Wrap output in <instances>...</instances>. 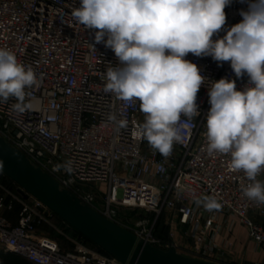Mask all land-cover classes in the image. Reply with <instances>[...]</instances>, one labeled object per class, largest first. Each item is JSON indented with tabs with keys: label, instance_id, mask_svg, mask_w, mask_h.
Masks as SVG:
<instances>
[{
	"label": "built area",
	"instance_id": "1",
	"mask_svg": "<svg viewBox=\"0 0 264 264\" xmlns=\"http://www.w3.org/2000/svg\"><path fill=\"white\" fill-rule=\"evenodd\" d=\"M79 6L80 0H0V48L15 53L38 77L43 74L39 86L26 89L25 103L31 109L16 112L15 98L0 103V137L60 188L154 246L176 247L184 255L220 264L224 249L233 246L228 239L222 245L216 241L225 223L230 232L237 224L245 226L250 239L264 249V222L257 219L264 218V204L243 191L252 181L243 171L230 170V154L209 155L206 138L211 84L227 78L243 90L251 86L248 76L237 78L230 62L219 66L211 56L189 53L186 59L205 77L196 100L199 115L191 120L181 116V123H187L183 142L174 143L171 155L164 157L139 135L145 122L139 103L104 92L107 69L120 62L104 43H95L94 30L72 16ZM247 8V3L233 0L225 8V30L213 39L241 22L239 13ZM110 114L126 119L127 127L117 132ZM69 163L71 171L65 167ZM3 176L0 171V245L7 252L32 264H123L67 223V237L74 242L70 250L40 233L38 227L55 214L33 196L25 199L19 187L16 194L5 190ZM257 180L264 181V171ZM205 197L215 199L220 208L206 210ZM16 203L21 208L15 223L7 213ZM123 210L144 211L149 217L125 220L120 217ZM166 213L171 227L189 228L192 249L181 252L174 240L156 235Z\"/></svg>",
	"mask_w": 264,
	"mask_h": 264
},
{
	"label": "clouds",
	"instance_id": "2",
	"mask_svg": "<svg viewBox=\"0 0 264 264\" xmlns=\"http://www.w3.org/2000/svg\"><path fill=\"white\" fill-rule=\"evenodd\" d=\"M233 0H80L72 16L94 30L95 43H104L120 62L106 71L104 92L127 103H139L145 122L139 135L162 156L171 155L174 143L183 142L187 123L199 115L196 103L205 82L198 66L186 59L211 56L222 66L230 62L237 78L248 76L251 86L237 90L235 80L221 78L211 84L206 117L208 153L230 154V170L243 171L252 181L243 189L251 200L264 204V0L247 3L241 22L225 30V8ZM106 38V39H105ZM31 66L19 62L11 50L0 48V103L15 98L12 108L24 113L26 89L39 86ZM109 120L116 131L126 119ZM71 171L70 163L65 165ZM201 201H197L200 204ZM206 210L219 209L205 197Z\"/></svg>",
	"mask_w": 264,
	"mask_h": 264
},
{
	"label": "water",
	"instance_id": "3",
	"mask_svg": "<svg viewBox=\"0 0 264 264\" xmlns=\"http://www.w3.org/2000/svg\"><path fill=\"white\" fill-rule=\"evenodd\" d=\"M0 171L19 187L25 199L37 198L61 220L123 264H217L184 255L176 247L164 250L139 239L130 229L60 188L51 175L1 137Z\"/></svg>",
	"mask_w": 264,
	"mask_h": 264
},
{
	"label": "crops",
	"instance_id": "4",
	"mask_svg": "<svg viewBox=\"0 0 264 264\" xmlns=\"http://www.w3.org/2000/svg\"><path fill=\"white\" fill-rule=\"evenodd\" d=\"M18 188V187H17ZM19 207H15L13 211L7 213L11 221H18ZM228 218H224V221ZM259 221L264 222V218H257ZM184 236L181 238L179 235L180 244L184 250H189L194 247V241L187 234L188 227H182L181 231ZM224 239H228L233 243L231 248H225V259L220 264H264V249H261L257 244L252 241L248 235V230L245 226L237 224L231 232L228 231L224 223L221 235L216 238L217 243L222 245ZM0 264H32L25 257L9 253L5 248L0 245Z\"/></svg>",
	"mask_w": 264,
	"mask_h": 264
},
{
	"label": "rangeland",
	"instance_id": "5",
	"mask_svg": "<svg viewBox=\"0 0 264 264\" xmlns=\"http://www.w3.org/2000/svg\"><path fill=\"white\" fill-rule=\"evenodd\" d=\"M2 187L12 192L13 194L17 193V185L10 179H8L6 176H3L1 179ZM16 207L21 208V205L16 203ZM149 217L148 214H146L144 211H133V210H123L120 213V217L125 220H132L133 222L139 217ZM170 215L168 213L164 214L161 218V224L158 228V236L162 238L163 240H174L179 246L180 251L184 252V248L180 244V238L179 235L181 234L184 236V234L181 232L182 227L181 226H174L171 227L168 222L170 223ZM40 233L46 234L47 236H50L54 239H56L60 246L63 249L70 250L72 247H74V242L71 241L67 236L68 231L66 230L65 226L63 224H60V221L58 218L54 215L53 218L44 221L39 228Z\"/></svg>",
	"mask_w": 264,
	"mask_h": 264
},
{
	"label": "trees",
	"instance_id": "6",
	"mask_svg": "<svg viewBox=\"0 0 264 264\" xmlns=\"http://www.w3.org/2000/svg\"><path fill=\"white\" fill-rule=\"evenodd\" d=\"M7 177V176H6ZM8 178V177H7ZM9 180H10V178H8ZM18 189V188H17ZM19 211H20V209H19ZM56 216V215H55ZM57 218H58V220L60 221V224H63L64 226H67V224H65V222L63 221V220H61L58 216H56ZM160 224H161V219H160V221L158 222V225H157V228H156V235L158 236V228H159V226H160ZM39 228H40V226L38 227V230H39ZM92 245L94 244V243H92L91 241H89ZM73 248V247H72ZM103 252H105L104 250H102ZM106 253V252H105Z\"/></svg>",
	"mask_w": 264,
	"mask_h": 264
}]
</instances>
